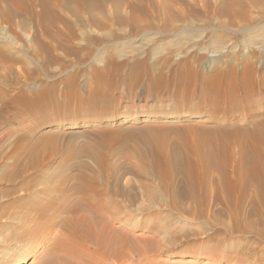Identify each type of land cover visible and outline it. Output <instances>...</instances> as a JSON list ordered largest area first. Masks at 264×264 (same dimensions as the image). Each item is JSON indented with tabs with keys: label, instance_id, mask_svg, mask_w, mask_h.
<instances>
[{
	"label": "rangeland",
	"instance_id": "374dc122",
	"mask_svg": "<svg viewBox=\"0 0 264 264\" xmlns=\"http://www.w3.org/2000/svg\"><path fill=\"white\" fill-rule=\"evenodd\" d=\"M245 17L93 27L51 60L22 33L0 47V264H264V236L218 214L264 161V4Z\"/></svg>",
	"mask_w": 264,
	"mask_h": 264
},
{
	"label": "bare ground",
	"instance_id": "6f19581e",
	"mask_svg": "<svg viewBox=\"0 0 264 264\" xmlns=\"http://www.w3.org/2000/svg\"><path fill=\"white\" fill-rule=\"evenodd\" d=\"M263 4L264 0H0V47L17 44L22 33L25 40L34 46V54L42 56L45 60H51L58 49L70 53L71 48H68L66 43L74 42L76 39L82 42L83 31L93 27L101 29L110 25L125 24L144 27L150 26L155 20L161 22L162 26H166L170 22H177L180 15L184 17L188 13L208 12H214L232 22L244 20L248 8H258ZM27 31H33L31 37ZM10 59L0 49V61ZM181 117H184V114L177 112L175 115L165 116L164 119H180ZM136 119L137 116L131 114L125 118V121L130 122ZM73 128H75L73 125L66 126L68 130ZM168 165L172 169V174L182 168L180 164L173 161ZM263 167L264 161L255 174L234 173L232 184L227 190L230 202L227 203L226 211H218V214L228 215L233 221L230 227H224L221 230L224 234L236 232V234L264 236ZM205 174V172L196 171L188 176L189 179L194 176V183L190 184L191 189L188 192L189 198L199 208H202L207 194L203 188ZM250 180H259L261 188L259 192H256V196H250L249 206L247 204L248 208H246V187ZM44 209L46 210V207ZM200 210L199 213L203 209ZM78 223H75L71 231L76 234L78 228L81 229L82 234V217H79ZM255 225L261 228L256 230ZM106 234H111V231ZM106 244V241L100 237L98 245L104 247ZM28 253V251L24 253L25 257L17 264H26Z\"/></svg>",
	"mask_w": 264,
	"mask_h": 264
}]
</instances>
